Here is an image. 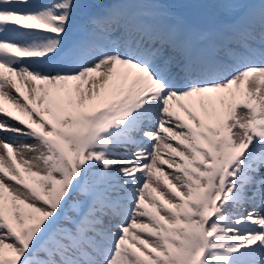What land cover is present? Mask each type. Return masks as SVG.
<instances>
[{
  "label": "snow or ice",
  "instance_id": "snow-or-ice-1",
  "mask_svg": "<svg viewBox=\"0 0 264 264\" xmlns=\"http://www.w3.org/2000/svg\"><path fill=\"white\" fill-rule=\"evenodd\" d=\"M0 264H264V0H0Z\"/></svg>",
  "mask_w": 264,
  "mask_h": 264
},
{
  "label": "bare ground",
  "instance_id": "bare-ground-1",
  "mask_svg": "<svg viewBox=\"0 0 264 264\" xmlns=\"http://www.w3.org/2000/svg\"><path fill=\"white\" fill-rule=\"evenodd\" d=\"M21 87H22V90H24L23 86H21ZM26 141H29V139L28 140H23V143H26Z\"/></svg>",
  "mask_w": 264,
  "mask_h": 264
},
{
  "label": "rangeland",
  "instance_id": "rangeland-1",
  "mask_svg": "<svg viewBox=\"0 0 264 264\" xmlns=\"http://www.w3.org/2000/svg\"><path fill=\"white\" fill-rule=\"evenodd\" d=\"M35 143V142H34Z\"/></svg>",
  "mask_w": 264,
  "mask_h": 264
}]
</instances>
